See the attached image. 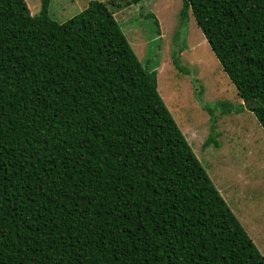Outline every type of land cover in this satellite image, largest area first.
<instances>
[{
    "label": "trees",
    "instance_id": "obj_1",
    "mask_svg": "<svg viewBox=\"0 0 264 264\" xmlns=\"http://www.w3.org/2000/svg\"><path fill=\"white\" fill-rule=\"evenodd\" d=\"M50 1L31 14L0 0V264H264L161 98L156 61L105 2L58 22ZM189 14L245 103L213 107L264 130V0H182Z\"/></svg>",
    "mask_w": 264,
    "mask_h": 264
},
{
    "label": "rangeland",
    "instance_id": "obj_2",
    "mask_svg": "<svg viewBox=\"0 0 264 264\" xmlns=\"http://www.w3.org/2000/svg\"><path fill=\"white\" fill-rule=\"evenodd\" d=\"M25 1L31 14L41 9V0ZM89 1L51 0L48 12L54 20L64 22ZM99 1L107 4L138 59L143 64L156 61L161 98L214 185L264 253V130L246 108L237 113L213 107L223 102L245 103L194 18L189 14L187 22L181 21L182 0ZM175 52L182 70L175 66ZM209 134L218 145L203 144Z\"/></svg>",
    "mask_w": 264,
    "mask_h": 264
}]
</instances>
